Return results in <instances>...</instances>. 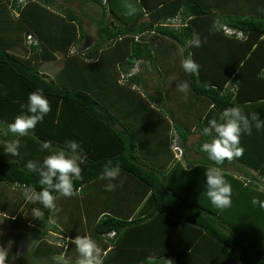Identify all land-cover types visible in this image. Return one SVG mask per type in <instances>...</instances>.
I'll return each mask as SVG.
<instances>
[{"label": "trees", "instance_id": "obj_1", "mask_svg": "<svg viewBox=\"0 0 264 264\" xmlns=\"http://www.w3.org/2000/svg\"><path fill=\"white\" fill-rule=\"evenodd\" d=\"M240 1L227 6L238 7ZM88 2L97 9L93 16L85 13L96 40L85 52L81 44L87 33L73 10L65 8L60 16L51 10L59 11L55 0H0L4 220L19 221L22 202L44 213L35 219L38 239L30 252L39 261L79 264L71 241L90 235L102 248L103 264H148L152 256L159 264H264V208L252 203L253 197L264 201V130L253 127L252 135L241 136V157L216 165L203 152L191 170L182 165L187 152L202 153L200 145L211 141L201 133L202 143L188 147L194 129L202 132L224 109L239 105L264 120V13L221 12L209 0H130L138 11L128 17L126 0ZM193 33L201 46L187 48L184 55L200 65L196 75L183 72L178 53ZM59 58V72L46 73ZM137 63L153 72L161 69L163 93L155 88L153 95L142 73H130ZM182 81L189 83L187 95L178 91ZM37 88L44 90L51 111L32 134L19 138L20 154L13 156L4 149L5 141L16 138L7 125ZM200 111L207 113L192 126ZM46 140L56 149L75 140L83 149L77 153L82 179L74 181V195L50 190L57 195L58 212L26 195L28 186L35 193L44 187L39 173L25 165L32 160L39 166L50 154L42 149ZM166 150L169 161L161 167L157 159ZM107 160L113 166L119 162L115 181L101 178ZM232 165L238 174L229 170ZM210 167H219L232 185L229 208L215 207L206 195L204 173ZM109 182L117 185L112 191L105 190ZM10 189L18 190L19 203L9 202ZM61 228L71 232L61 246L44 239L49 233L62 235Z\"/></svg>", "mask_w": 264, "mask_h": 264}, {"label": "clouds", "instance_id": "obj_2", "mask_svg": "<svg viewBox=\"0 0 264 264\" xmlns=\"http://www.w3.org/2000/svg\"><path fill=\"white\" fill-rule=\"evenodd\" d=\"M123 6L126 16L136 15L138 9L130 0H126ZM201 43L199 34L193 33L186 44L178 49V53L182 57L180 67L184 73L196 75L199 72L200 65L190 54L185 56L184 53L189 47H200ZM178 91L187 95L190 92L189 83L182 81L178 85ZM21 108V114L17 115L7 125L8 132L16 138L5 141L4 149L13 156L20 154L21 143L19 138L32 134L37 124L42 123L45 116L51 111L49 100L44 94V90L40 88L28 95L26 104H23ZM253 127L257 132L264 130V120L260 118L259 113L246 114L239 105L226 108L218 119L209 120L207 126L202 128V135L211 137V141L203 142L200 145V151L206 153L207 158L216 165H222L225 160L231 161L233 158L241 157L244 153L241 136L252 135ZM42 149L49 150L50 154L39 163V166L36 161L29 160L25 167L30 172L39 173V184L44 187L39 193H35L34 187L28 186L26 195L31 201H38L45 209L58 212L60 209L56 204L57 195H54L53 191L50 190H54L59 196L66 198L74 195V181L82 179L81 161L77 153L83 152V149L80 143L75 140L66 141L64 149H56L51 140H46L42 142ZM120 175L119 162L115 166H113L112 160L104 162L101 178L115 181ZM204 176L206 195L210 202L219 209L231 207L232 185L224 177L221 169L210 167ZM116 187V184L109 182L105 186V190L112 191ZM252 203L253 205L259 204L264 208V201H260L258 197H253ZM33 212L36 217L44 216V213L38 208L33 209ZM113 235V232L107 234L109 238ZM64 240L67 241L66 238ZM71 243L75 245L76 251L79 253V264H103L102 248L90 235L76 236ZM168 262L172 264L170 260ZM0 264H5V255L3 254H0ZM148 264H159V259L155 256L149 257Z\"/></svg>", "mask_w": 264, "mask_h": 264}, {"label": "rangeland", "instance_id": "obj_3", "mask_svg": "<svg viewBox=\"0 0 264 264\" xmlns=\"http://www.w3.org/2000/svg\"><path fill=\"white\" fill-rule=\"evenodd\" d=\"M57 2L60 3L61 1L58 0ZM76 5L77 4L74 3V4H70L69 6L72 7V9H74V11L77 13L78 11ZM89 6L90 8L87 9V13L94 14V11H97V9L91 8L92 6L91 3L89 4ZM84 24H85L84 28L88 36V39L85 41L84 45L85 44L90 45L96 40L95 27L88 19H84ZM86 45L84 46L85 48H87ZM47 66L50 65L48 64ZM47 69L49 70L50 68ZM49 72H51V70ZM136 72L142 73L143 78L147 80L146 87L148 88L147 90L149 92L155 95L154 90L155 88H158L161 91V93H163V86L161 80L162 71L160 68L155 69L154 70L155 73H154L150 68L147 69L145 65L139 66V64L137 63V66L133 69V73ZM156 91L158 93L157 89ZM140 92L143 91L140 90ZM194 118H192V121L196 120ZM17 192L18 190L16 189L15 190L10 189L8 190V192H6V194H8L9 197L8 199L10 203L12 202L19 203V200H21L19 197L16 196ZM29 205L25 202H22L21 210L19 209V212L22 211V215H20L21 219L19 221L4 220L5 219L4 215L0 213V254L5 255V264H59V262H50L46 259L39 261V260H34L32 258L30 252L32 247H34V244L37 243V239H38L37 238L38 236H36L35 231H33V229L35 228V219L37 217L34 215L33 209L30 208ZM18 215L19 214H16V217ZM18 226H20L19 229L15 228ZM74 227L72 228L73 230ZM82 227L85 228L83 225ZM59 232L62 234L61 236L60 234L58 235L55 233H51L50 235L49 233L44 236V239L50 244L61 246L62 238L64 236H68V234L71 235V232L70 233L68 232V234H66L63 228H61ZM64 262L65 264H72L71 262L69 261L67 262L66 260Z\"/></svg>", "mask_w": 264, "mask_h": 264}, {"label": "crops", "instance_id": "obj_4", "mask_svg": "<svg viewBox=\"0 0 264 264\" xmlns=\"http://www.w3.org/2000/svg\"><path fill=\"white\" fill-rule=\"evenodd\" d=\"M55 1L57 2V0H55ZM59 1H61V2L60 3L57 2V4H55L56 8L59 11H57L55 9H51L52 12L54 11V13L56 15L58 14V15L61 16V12L60 11H62L65 8H69V9H71V10L74 11V9H72V7H70L69 5L76 3L77 4L76 5L77 11L79 13L78 12L76 13L74 11V14L81 20L83 26L85 25L84 24V19H88L89 20V17L88 16H93V14H90V13L88 14L87 13V9L90 8V6H89L90 3L88 2V0H64V1L63 0H59ZM209 1L211 2L212 5H215V4L216 5H220L221 6V8H220L221 12H239L240 13L241 10H242L245 13H251V12L264 13V2H262L261 0H259L258 2H256L257 0H252L253 2H249V0H241L238 3L239 4L238 7H236L235 5H231L230 3H229V6H227L228 1H230V0H209ZM85 13H87L88 16ZM8 19H9L10 22H12V20L9 17H8ZM8 19H6V20L8 21ZM87 39H88V36H87V38L85 40H83V43L81 45H83ZM93 43H91L90 45H86L85 44L87 46V48L82 47L81 50H83L85 52L88 51V49H90V46L93 45ZM59 59L60 60H57L58 61L57 62L58 64H55V63L53 64V62H50L49 63V65H50L49 68L50 69L49 70H46L45 72L48 73V74H52L53 76H55L59 72L60 68H62L61 67L62 66L61 58H59ZM138 63H141V62H138ZM56 67H58V68H56ZM147 69H148V67H147ZM50 70H51V72H49ZM130 73H133V70H131ZM204 111H205V109H204ZM204 111L203 112L200 111L199 113H197V112L195 113V115L193 117H196V118H194L196 120L192 121V123L190 122L192 124V126H195L196 125L198 118L204 117V114L207 113V112H204ZM201 133L202 132L201 131L199 132V130L197 128L194 129V133H192L189 136V138H188V143H187L188 144V147H191L192 145L195 146V145H198L199 143H202L201 142V137H202ZM200 154H204V153L203 152L200 153L198 151L195 152V151H191L190 150L189 152H187V156L185 158L183 156V158H182V165L184 166V169L186 171L187 170H191V167H192L191 163L195 164L198 161H202L201 160L202 158H201V155ZM168 157H169V151L168 150H166L163 154H160L158 156V159H157V161H160L158 163L159 166L163 167L162 166V161H169ZM202 157H203V155H202ZM169 166H170V164H169ZM233 166L234 165L230 166L229 167V170L230 171L236 170L235 173L238 174L239 172L237 171L236 168L237 167H240V165L238 164L237 167H233ZM0 188H3V187L0 186ZM1 190H0V192L2 193ZM91 208H93V206ZM0 213H2V212H0Z\"/></svg>", "mask_w": 264, "mask_h": 264}, {"label": "built area", "instance_id": "obj_5", "mask_svg": "<svg viewBox=\"0 0 264 264\" xmlns=\"http://www.w3.org/2000/svg\"><path fill=\"white\" fill-rule=\"evenodd\" d=\"M19 2H23L25 0H18ZM226 33L230 34L232 33L231 31H229L228 29H224ZM238 35H240V33H238ZM29 40L31 39V37L28 38ZM175 150V149H174Z\"/></svg>", "mask_w": 264, "mask_h": 264}]
</instances>
